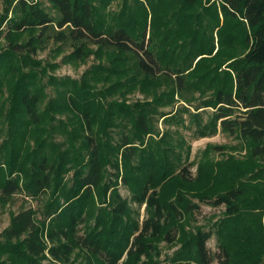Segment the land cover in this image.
<instances>
[{"label":"trees","instance_id":"obj_1","mask_svg":"<svg viewBox=\"0 0 264 264\" xmlns=\"http://www.w3.org/2000/svg\"><path fill=\"white\" fill-rule=\"evenodd\" d=\"M96 1L12 0L6 10L0 200L47 198L11 216L0 264H264V0H130L109 19L110 0ZM49 40L55 56L72 48L67 62L100 63L79 80L48 75L56 65L29 56ZM44 77L54 96L41 108ZM136 90L149 100L128 104ZM197 99L195 110L212 112L190 115L194 132L235 136L246 155L211 160L222 147L208 146L193 176L183 138L156 123ZM119 182L145 205L141 221ZM193 199L223 206L214 232L193 226ZM161 243L178 248L159 260Z\"/></svg>","mask_w":264,"mask_h":264},{"label":"rangeland","instance_id":"obj_2","mask_svg":"<svg viewBox=\"0 0 264 264\" xmlns=\"http://www.w3.org/2000/svg\"><path fill=\"white\" fill-rule=\"evenodd\" d=\"M11 1L12 0H0V54L5 53L10 46L9 40L5 36L7 30V25L5 21L7 20L6 15L10 16L9 13L6 14V10L9 9V3ZM100 1L101 0H97L96 4H98ZM130 3V0H110L105 6L104 10V13L107 15L106 18L109 19L108 15L118 16L123 11L124 6ZM45 5L49 7V4L46 1ZM49 11L51 10L49 9ZM27 40L28 36L25 35L24 37H22V39H20L19 44L23 45L27 42ZM57 47V44H54L52 40H49L45 49L37 50L34 53H30L29 58L39 61L41 63V66H48L49 64L56 65L53 70L51 68H48V75H52L58 79L70 77L72 79L79 80L87 70L100 63L94 56H90L83 62H67L66 60H63L64 56L68 55L72 51V48L69 47L68 44L63 45L60 47V50H62L61 54L55 56L54 50ZM88 47L95 49V46L91 44H89ZM16 51L19 53V56H21V58L23 56H26V53H28V51L24 47L18 48L16 49ZM102 64L108 65L107 60L104 59ZM46 80V77L42 78L41 80L42 84L45 85V91L47 94V98L45 102L41 104V108H44L48 100L54 96V91L51 86L46 84ZM98 86L102 88V84ZM3 91L4 96H6V89L4 88ZM195 96H197V94ZM125 99L130 105L135 103H142L146 100H149L138 90L127 94L125 96ZM117 100H119V98ZM198 105L199 99L192 102L191 104L178 102L175 105L164 109L165 112L171 113L173 117H176V121H172L170 125H164L162 119H160L156 123L157 130L160 132V134H163V132L168 131L174 134L178 133V135L183 138L186 143L185 148L187 146L189 147L188 162L192 163V166H190V173L193 176H195L198 163L203 159V153L208 146L222 147V149L212 150L208 153V158H210L211 160H225L229 156L235 158H242L246 155V148L244 143L235 136H230L220 130H218L215 134H210L204 137L199 136L194 132V126L190 121V115L192 113H200L203 117V120H206L207 116L212 112V109L210 108H202L199 110H195L196 106ZM177 119L179 122H177ZM4 131L5 128H3V133L0 137V144L4 139ZM53 139L54 141L58 142L60 140V137L55 136ZM185 148L180 150L182 156H185ZM108 170H110L109 167ZM70 175L71 173L68 175V177ZM118 191L123 198L129 200V206L134 211L139 212V220L141 221L145 216V205L143 204L137 206L136 203L131 200V194L129 190L121 182H119ZM46 198L47 197H42L38 200H34L25 196L24 193H16L5 201L0 200V235L3 230L9 226L10 218L12 215L28 208L40 211V209L45 203ZM192 202L196 203L199 207L198 210L194 213L195 220L192 222L193 226L200 227L205 231L211 230L212 232H214V224L222 218V212L224 210L223 206L213 207L208 203H201L194 199L192 200ZM37 217H40V215L37 214ZM206 245L210 253L214 254L218 251L216 236L214 234L207 241ZM159 247L161 251L159 260H164L165 257L171 255L173 251L178 248V246L174 248H169L164 243H161ZM125 258L126 256L124 255L119 263L121 264V262L124 261ZM42 264L56 263L50 260H44ZM74 264H79V260ZM211 264H218V262L214 260Z\"/></svg>","mask_w":264,"mask_h":264}]
</instances>
